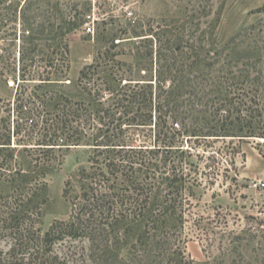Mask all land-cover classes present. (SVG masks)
Listing matches in <instances>:
<instances>
[{
  "label": "trees",
  "instance_id": "16d2710c",
  "mask_svg": "<svg viewBox=\"0 0 264 264\" xmlns=\"http://www.w3.org/2000/svg\"><path fill=\"white\" fill-rule=\"evenodd\" d=\"M94 1L0 0V40L14 48L16 67L7 81L16 93L0 120V264H193L183 208L185 191L198 181L187 166L203 142L264 141V55L236 53L243 66L226 76L230 84L200 89L217 97L200 101L206 110L199 109L196 98L182 97L187 86L177 80L186 71L162 65L167 51L184 50L178 25L148 28L142 19H127L116 28L114 19L97 20L94 35L88 33L100 45L97 57L65 84L83 95L73 100L52 88L69 81L68 37L87 29ZM143 42L145 55L133 46ZM118 48L127 59H113ZM129 55L156 57V75L154 67H133ZM39 56L46 67L36 70ZM168 70H175L169 85ZM72 147L89 158L65 185L70 218L44 229L45 178ZM257 189L264 192V181ZM259 212L257 227L228 239L225 233L220 256L203 264H236L234 255L244 260L245 254L244 264H264V203Z\"/></svg>",
  "mask_w": 264,
  "mask_h": 264
},
{
  "label": "rangeland",
  "instance_id": "374dc122",
  "mask_svg": "<svg viewBox=\"0 0 264 264\" xmlns=\"http://www.w3.org/2000/svg\"><path fill=\"white\" fill-rule=\"evenodd\" d=\"M102 19H107V22L114 19L113 26H117L116 28L124 26L127 19H142L143 24L148 28L178 25L182 30L180 35L183 37L181 44L184 50L174 54L167 51L162 65L186 71L183 73L185 79L180 74L177 80L187 86L182 97L192 101L196 98V103L201 105H196L199 109L206 110L200 101L216 102L217 97L216 94L204 96L205 93L200 89L206 87L209 89L216 83L230 84L232 81L225 80L226 76L229 77L231 70L243 66L244 61H241L240 57L243 53L251 51L254 54L259 52L264 55V0H132L130 2L96 0L92 20L86 27L87 29L90 27L92 31L80 30L68 37L69 81L52 88L65 93L73 100H78L83 95L77 87L66 88L65 84L76 82L83 67L91 64L97 57L100 45L96 44L88 33L94 35V30L97 28L95 21ZM169 39L174 41L176 47V37L169 35L166 41ZM147 44L143 42L133 46L140 48L139 50L145 55L144 48ZM134 49L133 53H136V48ZM13 51L14 48L9 47L6 41L0 40V110H2L0 120L6 115L3 111L5 103L13 99L16 93L15 89H9L7 86L8 79L15 76V73L11 74L16 68L11 55ZM121 53H123L122 49H112L111 56L116 61L127 59ZM129 57V63H132L133 67H154L151 75H156L155 70L158 67L156 57L154 59L132 58L130 55ZM36 61L32 66L33 69L46 67L41 56ZM114 65V67H124L119 63ZM190 67L198 68L190 72ZM220 69L224 70L223 74L219 73ZM174 71L173 75H170L168 70L166 75L168 85L170 79L175 77ZM141 73L144 74L145 71ZM9 81L11 86L12 81ZM190 86L197 89L196 95L191 94ZM211 104L210 102L209 105ZM193 154L194 165L187 166V170L194 169L193 177L198 183L193 191L187 190L184 193L187 202L183 211L189 222L184 235L187 239L188 257L193 264H203L206 261L212 262L220 256L222 247L220 243L225 233L228 239L238 231H246L258 225L257 217L264 203V192L257 189V185L264 181V141L211 140L196 145ZM88 158L87 150L72 147L71 150L64 152L54 168L49 169L45 178L46 187L41 192L44 203L42 220L44 229H48L56 221L69 220L71 210L64 197L65 185L80 166L87 164ZM1 189L4 193H8L10 186L4 185ZM195 221L200 222L199 226L194 225ZM214 239L216 241L212 249ZM126 253L127 250H124V254ZM234 256L237 257L233 259L236 260V264H244L243 262L248 261L249 258L247 254L244 260L237 255Z\"/></svg>",
  "mask_w": 264,
  "mask_h": 264
}]
</instances>
